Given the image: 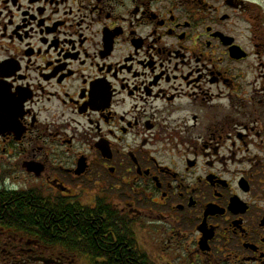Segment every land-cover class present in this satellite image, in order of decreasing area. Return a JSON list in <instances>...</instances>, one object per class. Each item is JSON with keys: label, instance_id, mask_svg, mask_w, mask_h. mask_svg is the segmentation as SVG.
I'll return each instance as SVG.
<instances>
[{"label": "flooded vegetation", "instance_id": "af4514ba", "mask_svg": "<svg viewBox=\"0 0 264 264\" xmlns=\"http://www.w3.org/2000/svg\"><path fill=\"white\" fill-rule=\"evenodd\" d=\"M252 3L0 0V201L74 214L113 244L127 227L156 264H264ZM20 224L2 214L0 264H94L88 234Z\"/></svg>", "mask_w": 264, "mask_h": 264}, {"label": "trees", "instance_id": "16d2710c", "mask_svg": "<svg viewBox=\"0 0 264 264\" xmlns=\"http://www.w3.org/2000/svg\"><path fill=\"white\" fill-rule=\"evenodd\" d=\"M5 207L0 201V218L6 213V218L10 223L20 222V229H37L41 234L51 236L54 234L73 235L77 238L87 235L89 241L86 242L89 252L87 255L94 264H156V262L139 248L135 234L127 227H118L117 243L113 244L111 237L98 239L96 224L88 223V226L81 225L82 218L74 214H55L47 211H40L30 201L19 200L14 202L8 200ZM30 222L31 224H27ZM37 222L38 225L32 223ZM91 226H90V225ZM105 226L103 230L109 229ZM98 235V234H97Z\"/></svg>", "mask_w": 264, "mask_h": 264}, {"label": "rangeland", "instance_id": "374dc122", "mask_svg": "<svg viewBox=\"0 0 264 264\" xmlns=\"http://www.w3.org/2000/svg\"><path fill=\"white\" fill-rule=\"evenodd\" d=\"M250 1L256 2V3H252V4H256L261 9L263 17H264V0H250ZM142 238H144V236L140 235L141 246H142V244L144 245V242H145V241H143ZM152 259L154 261H158L159 263L161 261V259L158 256L157 257L156 256H152Z\"/></svg>", "mask_w": 264, "mask_h": 264}]
</instances>
